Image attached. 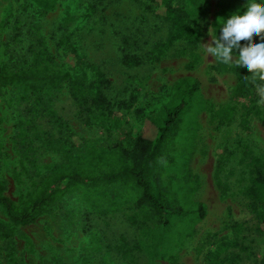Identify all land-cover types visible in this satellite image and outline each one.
I'll use <instances>...</instances> for the list:
<instances>
[{"label": "rangeland", "instance_id": "374dc122", "mask_svg": "<svg viewBox=\"0 0 264 264\" xmlns=\"http://www.w3.org/2000/svg\"><path fill=\"white\" fill-rule=\"evenodd\" d=\"M95 3L57 0L53 10L41 12L32 0H0V70L29 64L43 51L67 71L74 64L61 45L67 40L87 73L81 92L89 96L82 104L67 84L44 92L42 100L0 87L5 195L18 203L71 156L115 144L131 148L146 132L144 118L167 102L177 81L192 78L203 108L195 113L193 136L178 138L170 165L172 185L190 186V194L178 191L177 200L203 204L204 219L176 236L161 259L151 251V226L128 220V208L99 215L71 192L23 226L0 207V264H263L264 189L258 197L250 189L254 157L264 160V102L257 89L253 98L234 100V73L217 71L201 47L215 34L219 0H107L94 9ZM171 10L187 18L195 44L171 41ZM126 55L138 62L126 63ZM100 76L108 88L95 103ZM53 114L66 128L62 133Z\"/></svg>", "mask_w": 264, "mask_h": 264}, {"label": "trees", "instance_id": "16d2710c", "mask_svg": "<svg viewBox=\"0 0 264 264\" xmlns=\"http://www.w3.org/2000/svg\"><path fill=\"white\" fill-rule=\"evenodd\" d=\"M106 1L96 0L94 9ZM32 2L41 12L51 11L57 4V0ZM94 9L90 8V11L93 12ZM245 9L246 0H219L215 19L216 36L220 35V19L226 20L234 13L242 14ZM182 14L179 10H171L167 14L173 27L171 41L186 39L190 44H195L197 34L188 26L187 18ZM257 42L259 38L253 37V43ZM61 45L67 52V57L74 58L71 69L64 70L55 63L53 56L47 53L44 55L41 51V54H33L29 64L14 70L1 69L0 87L15 86L22 89L23 99L37 97L42 100L45 97L44 92L48 95L67 84L74 99L82 100V104H85L89 96L81 90L86 88L87 73L79 69L81 62L77 59L75 49L67 44V40L62 41ZM124 60L126 63L138 62L129 59L128 55ZM215 69L219 72L234 73L237 81L233 91L234 100L253 98L256 84L247 70L236 69L218 61ZM99 80L95 103L102 99L101 89L108 88V83L104 85L102 76ZM202 108L199 83L192 78L180 79L172 87L167 102L157 112L144 118L146 132L134 140L131 148L115 144L71 156L65 165L52 167L18 203H14L5 195L3 183L0 181V207L4 209L10 222L27 226L34 224L38 215L50 209L66 194L78 192L96 214L104 216L125 208L132 211L128 220L136 222L142 219L143 223L151 226V251L155 256L164 259L172 251L176 236L193 228L205 216L203 204L192 200L189 203L186 200H177L178 191L190 194V186L186 181L180 184L179 189L172 185L174 174L170 165L175 156H178L174 151L180 141L178 138L193 136L195 113ZM42 112L45 113V108ZM52 117L59 133L66 130L58 116L53 114ZM262 125L264 126V118ZM190 148L192 152V146ZM254 160L250 191L251 196L258 197L264 189V160L257 157H254ZM126 193L130 194L127 196ZM174 210L176 213H173ZM225 246L233 248L237 243H228ZM99 249V246L95 247V250ZM262 263L264 264V257ZM82 264L89 263L84 261Z\"/></svg>", "mask_w": 264, "mask_h": 264}, {"label": "clouds", "instance_id": "9594fccd", "mask_svg": "<svg viewBox=\"0 0 264 264\" xmlns=\"http://www.w3.org/2000/svg\"><path fill=\"white\" fill-rule=\"evenodd\" d=\"M220 35L201 45L207 57L250 73L257 94L264 102V0H246V9L220 19ZM253 37L259 42L253 43Z\"/></svg>", "mask_w": 264, "mask_h": 264}]
</instances>
